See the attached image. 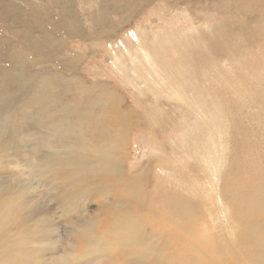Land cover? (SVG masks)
I'll list each match as a JSON object with an SVG mask.
<instances>
[{
	"label": "rangeland",
	"instance_id": "374dc122",
	"mask_svg": "<svg viewBox=\"0 0 264 264\" xmlns=\"http://www.w3.org/2000/svg\"><path fill=\"white\" fill-rule=\"evenodd\" d=\"M262 171L264 0H0V264H264Z\"/></svg>",
	"mask_w": 264,
	"mask_h": 264
},
{
	"label": "bare ground",
	"instance_id": "6f19581e",
	"mask_svg": "<svg viewBox=\"0 0 264 264\" xmlns=\"http://www.w3.org/2000/svg\"><path fill=\"white\" fill-rule=\"evenodd\" d=\"M177 92V91H176ZM185 94H187V93H185ZM185 97H188V94L187 95H185ZM199 102L201 101L200 99H197ZM196 101V100H195ZM206 105V104H205ZM200 106L202 107V104H201V102H200ZM105 115V114H104ZM115 115V114H114ZM208 115V114H207ZM124 116V115H123ZM113 120V119H112ZM115 120V119H114ZM217 121V120H216ZM115 122V121H114ZM119 123L120 122H118V123H116L117 125H119ZM214 123V122H213ZM225 124V123H224ZM112 125V124H111ZM117 125H115V126H117ZM211 125V124H210ZM219 125V124H218ZM120 126V125H119ZM122 126H123V124H122ZM213 128V127H212ZM220 130V129H219ZM82 132V131H81ZM212 134V133H211ZM210 134V135H211ZM214 134V133H213ZM199 135V134H198ZM202 136V135H201ZM200 136V137H201ZM122 138V137H121ZM198 138H199V136H198ZM200 139V138H199ZM217 140V139H216ZM118 140H116V142H117ZM115 142V141H114ZM204 155H206L207 157H208V160L206 159V163L208 164L209 163V154L208 153H205ZM99 158V156H94V157H90V159L91 160H96V159H98ZM88 158L87 157H82L81 158V160L83 161V162H85L86 160H87ZM263 173H264V171H262ZM261 173V172H260ZM263 177V176H262ZM117 180L118 179H111V183H116L117 182ZM140 181V180H139ZM139 181H137L136 179L134 180V182H131L130 184H129V187H131V189L133 190V191H135V189H137L138 188V183H139ZM224 182H226V181H224ZM237 183V182H236ZM99 184H101L100 186H98ZM99 184H96L95 186H98V187H95V186H93L92 188H91V190H99V189H103L104 187H105V185H104V183H102V182H100ZM211 186V185H210ZM183 187V186H182ZM106 188H109V187H106ZM247 188V187H246ZM110 189H111V187H110ZM235 189H238V187H235ZM146 190V189H145ZM247 190H248V188H247ZM250 190H251V188H250ZM255 191H256V189H254ZM236 191H240V190H236ZM253 191V190H252ZM250 192V191H249ZM252 193V192H251ZM253 194H255V192L254 193H252V194H250V196H252ZM244 195V194H243ZM257 195V194H256ZM241 197H243V196H241ZM244 198V197H243ZM242 199V198H241ZM239 200L238 201V203H237V205L235 206L236 207V209L237 210H239V211H242V206H244L245 204L244 203H246V201H243V200ZM251 204H252V202H251ZM248 205V204H247ZM252 207V206H251ZM234 210V209H233ZM253 211V210H252ZM263 211V210H262ZM236 213H237V211H236ZM244 213H245V211H244ZM244 213H242L243 215H244ZM238 214H240L241 215V212H238ZM237 214V215H238ZM250 214V213H249ZM256 214V213H255ZM255 214H253L252 213V215H254L255 216ZM247 215V214H246ZM252 215L250 214V217H252ZM245 216V215H244ZM244 216H243V218H244ZM256 218H257V215L255 216ZM260 217V218H259ZM258 217V220L259 219H261L262 217L261 216H259ZM134 218V217H133ZM254 218V217H253ZM248 219V218H247ZM246 219V220H247ZM242 221V220H241ZM248 221V220H247ZM251 221H252V219H251ZM256 221V219L254 218V221L253 222H255ZM136 222V221H135ZM252 223V222H251ZM250 223V224H251ZM256 223V222H255ZM112 226H110L109 228H111V229H113L114 228V224L112 223L111 224ZM249 225V224H248ZM124 220H120L119 221V224L118 225H116V227H115V233L114 234H116L115 236H116V239L119 241V243H120V245H123L124 246V248H128V247H138L139 248V251L138 252H135V255L138 257V256H142V255H146L145 256V259H146V257L148 256V253H150L149 251H152L151 249L149 250L148 249V245H151L153 242H152V240H150V241H148V243L149 242H152V243H150V244H148L146 241L148 240V239H150L149 237H144L146 240H142V243H139V241L142 239V237H140V240L137 238V236H136V238L134 239L133 238V236H132V234L133 233H131V232H129L130 231V228H129V231H128V229L126 230L125 228H124ZM251 226V225H250ZM253 226H255V225H253ZM132 227V226H131ZM251 228V227H250ZM253 228H255V227H253ZM258 228V227H257ZM261 228V227H260ZM256 229V228H255ZM259 230V229H258ZM88 234V233H87ZM140 234H142V232L140 233ZM139 234V235H140ZM99 235V234H98ZM98 235H96V237L97 238H99L98 237ZM154 235V234H153ZM254 235H252V237H253ZM255 236H257V234L255 235ZM102 237V236H101ZM100 237V238H101ZM156 238V236L154 237V239ZM104 238H101V240H103ZM241 240V239H240ZM255 240H257V239H255ZM94 241V240H93ZM97 241V240H96ZM242 241H244V239H242ZM241 241V242H242ZM248 241V240H247ZM99 242H100V240L98 241V244H99ZM104 242V241H103ZM103 242H101L99 245H98V248L100 249V247L103 245L104 246V244H103ZM107 242V241H106ZM156 242H157V240H156ZM246 242V241H245ZM111 243H113V242H111ZM111 243H109L110 245H111ZM145 243H147V244H145ZM243 243V242H242ZM92 244V243H91ZM108 244V243H107ZM90 245V244H89ZM97 246V243H95L94 244V246ZM110 245L108 246V245H106V246H108V247H110ZM92 246L93 245H91V247H90V249L89 250H87V252L88 251H90L91 249H92ZM104 247V250L102 249V252H104L105 251V253L107 252V250H105L106 248L108 249V247ZM153 246H155V245H152L151 247L153 248ZM156 246H157V243H156ZM155 246V247H156ZM258 246V245H257ZM255 247V246H254ZM246 248V247H245ZM258 248V247H257ZM110 250V249H109ZM158 250V249H157ZM249 250V249H248ZM156 251V250H155ZM159 253V252H158ZM88 254V253H87ZM100 254H101V252H100ZM104 254V253H103ZM152 253H150V255H151ZM155 254H156V252H155ZM160 254V253H159ZM149 255V256H150ZM154 255V254H153ZM84 256V255H83ZM155 256H157V255H155ZM158 256H160V255H158ZM172 256V255H171ZM103 257V256H102ZM101 257V258H102ZM105 257V256H104ZM170 257V256H169ZM77 258V257H76ZM99 258V257H98ZM158 259H160V258H162L161 256L160 257H157ZM102 259H104V258H102ZM134 259V258H133ZM141 259V258H140ZM152 259H156V258H151V260ZM164 259L165 258H163V261H164ZM168 259V258H167ZM104 260H106V257H105V259ZM137 260V259H136ZM150 260V259H149ZM154 260H152V261H154ZM161 261H162V259H160ZM169 260H172V259H170L169 258ZM263 260H264V258H263ZM107 261V260H106ZM105 261V262H106ZM166 261V260H165ZM164 261V262H165ZM136 262H138V261H136ZM143 262V264H144V261H142ZM147 263H148V261H146ZM158 262V261H157ZM167 262V261H166ZM165 262V263H166ZM171 262V261H170ZM259 262V261H258ZM257 262V263H258ZM147 263H145V264H147ZM153 263V262H152ZM135 264H137V263H135ZM153 264H156L155 262L153 263ZM161 264H162V262H161ZM164 264V263H163Z\"/></svg>",
	"mask_w": 264,
	"mask_h": 264
},
{
	"label": "crops",
	"instance_id": "0c3cea01",
	"mask_svg": "<svg viewBox=\"0 0 264 264\" xmlns=\"http://www.w3.org/2000/svg\"><path fill=\"white\" fill-rule=\"evenodd\" d=\"M211 156L209 155V163L207 164L209 167H211L212 163H211Z\"/></svg>",
	"mask_w": 264,
	"mask_h": 264
}]
</instances>
